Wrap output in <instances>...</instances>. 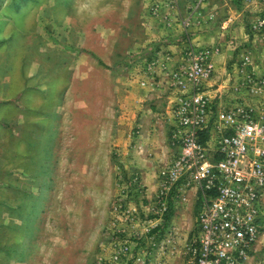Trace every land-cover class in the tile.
<instances>
[{"label": "rangeland", "instance_id": "obj_1", "mask_svg": "<svg viewBox=\"0 0 264 264\" xmlns=\"http://www.w3.org/2000/svg\"><path fill=\"white\" fill-rule=\"evenodd\" d=\"M170 1L167 8H176ZM235 1L247 34L259 13ZM163 9L158 0H0V264H169L165 254L177 235L168 216L189 199L173 195L161 216L157 195L179 130L170 109L180 95L172 74L187 65V47L208 50L214 75L205 90L217 110L252 103L241 71L264 77V35L248 49L227 30L206 45L184 31L187 41L174 43L179 60H164L169 43L161 33L179 22ZM228 17H219L221 27ZM227 49L238 53L218 74L214 58ZM247 53L258 61L245 69ZM156 133L155 146H139ZM140 160L155 174L152 197L146 170L134 165ZM262 234L243 264H264Z\"/></svg>", "mask_w": 264, "mask_h": 264}, {"label": "built area", "instance_id": "obj_2", "mask_svg": "<svg viewBox=\"0 0 264 264\" xmlns=\"http://www.w3.org/2000/svg\"><path fill=\"white\" fill-rule=\"evenodd\" d=\"M240 2L249 13H259L246 39L264 35V0ZM233 20L229 16L222 30ZM249 53L243 59L245 69L252 64ZM210 54L187 47V65L172 74L180 94L170 106L179 125L173 135L177 155L162 172L157 206L164 216L173 195L186 202L195 190L197 234L188 248L189 264H243L264 229V77L242 70L243 95L252 103L219 111L216 97L205 90L214 75ZM125 214L132 220L130 211ZM128 250L125 246L114 260L119 263Z\"/></svg>", "mask_w": 264, "mask_h": 264}, {"label": "crops", "instance_id": "obj_3", "mask_svg": "<svg viewBox=\"0 0 264 264\" xmlns=\"http://www.w3.org/2000/svg\"><path fill=\"white\" fill-rule=\"evenodd\" d=\"M158 1L164 4L165 11L163 9V14H168L169 19L179 22V24H175L177 25V27H172L171 29L164 28L165 31L161 33V36H165L166 38H168L167 42L169 43L166 46H163L164 49L163 52L166 53L164 60H167L170 57L174 58L175 62L177 61V59L179 60L177 53L179 52L180 45L175 46L174 43L176 41H180V43L187 41V40H183V38L185 37L182 34L186 35L184 31H186L187 34H191L188 37V39L191 40V42L199 43L201 45L215 43L216 38H218L217 31H222L221 24L219 21V17L221 18V15L225 16L229 14V16H232L234 19L233 23L227 29V34L230 37V39H233L232 37H234L235 39L238 38L237 40H239V42H242V45L249 46L248 49L255 48L256 46L255 44L261 45L263 43L262 38H259L258 40H256L257 38H251L249 42H246L247 41L246 31H248L247 30L248 28L244 22V17H243L244 14H242L243 11L238 12L237 9L238 5H237V1L235 0H177L176 8H173L171 10L167 8L170 0H158ZM199 21L201 22L199 26L192 24V23L198 24ZM161 22L163 23V21ZM186 22H188V25L190 26H188L187 28L184 27L185 29L182 28L183 29L182 30L181 26L182 25L184 26ZM177 36L179 37L177 38ZM234 51L227 49V51L223 55L215 56L214 63L218 74L225 73L227 65L230 62H232V60H234L236 54L238 53L237 51L236 52ZM257 61L258 59L256 57L255 60H252L254 64H256ZM142 79H146V77H143ZM139 80L140 79H138V81ZM30 96L36 98L35 93L29 95L28 97ZM231 98H232L231 104H235L237 102L236 98L235 97H231ZM139 102L140 100L136 99L135 101L136 112L139 111L140 113L143 112V109H141V106L138 105ZM36 109L39 111L38 108ZM167 109H169V107ZM33 110L35 111L34 108ZM147 111L148 110L145 111V114ZM140 127L142 128L141 130L142 132L144 131L147 132L148 125H145V120L144 123L140 125ZM153 131L157 132L156 129ZM155 135H157V133L154 134L152 138L150 136L148 137L145 136L144 140L142 142L140 141L139 146L146 148L150 147L151 145L149 144H153V142L157 141V137ZM160 135L163 134L160 133ZM164 140L166 142L165 136L163 138V141ZM120 146L124 147V145H120ZM153 146L155 145L153 144ZM120 152L122 155V150H120ZM134 165H137V168H140V170H146L145 173L143 172V175L146 186L148 187L147 198L154 196L157 193L158 189H157L156 180L153 178L155 174L153 175L152 171H150L147 168L148 161L144 162L140 160V162H137V164ZM33 178L36 179V176L34 175ZM197 203H198V195L195 190L191 191V193L189 194L188 202L182 205V207H177V209L171 211L170 212L171 216H168L170 217L169 221H171L172 225L176 230L174 234L177 235L176 247L174 245L173 246L168 245L169 248H167L165 254V258L167 259L169 264H181V262H183L182 264L185 263V259H184L185 257H183L184 256L183 248L186 244V240L188 239V237H190L192 230L194 228V223H195L194 213L196 210Z\"/></svg>", "mask_w": 264, "mask_h": 264}]
</instances>
